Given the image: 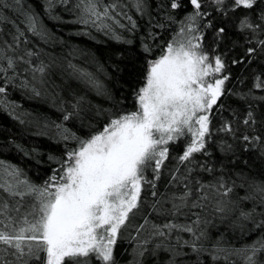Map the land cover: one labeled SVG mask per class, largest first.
<instances>
[{
	"label": "snow or ice",
	"instance_id": "obj_1",
	"mask_svg": "<svg viewBox=\"0 0 264 264\" xmlns=\"http://www.w3.org/2000/svg\"><path fill=\"white\" fill-rule=\"evenodd\" d=\"M57 3L84 34L126 43L117 55L142 61L141 79L123 107L94 73L40 47L33 37L54 34L33 6L0 0V103L64 142L40 183L0 161V264H121L122 239L124 264H264V0H44L62 20ZM10 87L51 96L59 116L19 111ZM253 231L251 242L228 238Z\"/></svg>",
	"mask_w": 264,
	"mask_h": 264
},
{
	"label": "trees",
	"instance_id": "obj_2",
	"mask_svg": "<svg viewBox=\"0 0 264 264\" xmlns=\"http://www.w3.org/2000/svg\"><path fill=\"white\" fill-rule=\"evenodd\" d=\"M25 3L33 6L40 13L43 23L54 34L53 42L48 44H43L38 41V38L33 37L37 43H40L41 48H46L49 54L55 53L57 56H68L73 63L94 73L102 81L103 87L114 97L117 99L126 97L123 107H133L131 90L138 86L141 79L142 61L133 62L126 54L125 56L117 55V53L125 52L129 47L126 43L117 41L112 35L97 31L95 28L89 29L90 35L84 34L80 31L84 25L74 22L73 14L67 12L63 4L57 3L54 9L55 14L63 17L62 20H56L45 13L44 0H25ZM124 3L131 4V0H124ZM128 10L126 9V11ZM131 13L135 14L134 9H131ZM124 22L126 23V21ZM116 27L120 31L119 26ZM73 48L76 49V52L69 55L70 50ZM68 83L82 94H85L93 104H100L104 107L110 106V102L105 95H99L96 90L86 86L74 77ZM229 87H231V84ZM67 94L65 92V95ZM7 101L16 102L19 105L18 110L21 112L27 110L29 113H35L38 116L53 120L59 116V111L53 106L51 96L31 98L30 95H25L20 89L10 87ZM69 127L83 135V131L75 124H69ZM36 132L37 129L34 126L21 124L0 103V161L20 166L32 180L40 183L55 167L54 164L48 162V153L62 154L64 142H58L50 136L37 135ZM12 140L23 145L26 150L39 149L40 155L38 157L35 153L25 155V151L17 149L16 144L11 142ZM181 145L173 144V154L180 149ZM223 230V228L220 229V231ZM259 234V231H253L237 239L236 236L229 233L228 238L240 244L245 241L251 242ZM131 243L130 240L123 239L118 242L116 255L121 264L131 259ZM125 249H128V252H125ZM165 258L166 253L161 252L160 261L162 262ZM145 264H156V257L148 255Z\"/></svg>",
	"mask_w": 264,
	"mask_h": 264
}]
</instances>
